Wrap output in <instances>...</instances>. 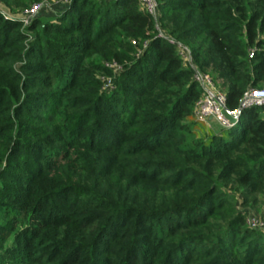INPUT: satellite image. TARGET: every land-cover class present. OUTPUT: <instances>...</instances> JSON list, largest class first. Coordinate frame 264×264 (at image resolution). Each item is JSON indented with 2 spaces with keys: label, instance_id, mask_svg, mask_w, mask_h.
I'll use <instances>...</instances> for the list:
<instances>
[{
  "label": "trees",
  "instance_id": "trees-1",
  "mask_svg": "<svg viewBox=\"0 0 264 264\" xmlns=\"http://www.w3.org/2000/svg\"><path fill=\"white\" fill-rule=\"evenodd\" d=\"M33 1L0 0V264H264V105L198 136L203 88L169 40L235 110L264 87V0H158V20L71 0L25 23Z\"/></svg>",
  "mask_w": 264,
  "mask_h": 264
},
{
  "label": "built area",
  "instance_id": "built-area-1",
  "mask_svg": "<svg viewBox=\"0 0 264 264\" xmlns=\"http://www.w3.org/2000/svg\"><path fill=\"white\" fill-rule=\"evenodd\" d=\"M70 1L71 0H54L56 4L62 5L68 4ZM139 1L144 8L158 20L160 15L159 1ZM51 4L52 2L50 0H36L30 5L22 8L19 14L24 22L27 23L43 10L51 8ZM10 14V11H5V15ZM160 34L168 36L164 31H160ZM169 40L177 46L183 59L193 65V77L203 88L194 110V116L197 119L208 120L214 118L223 128H231L240 121L239 109L243 110L251 105H264V87H251L243 94L239 108L229 110L227 108L226 92L216 84L213 76L209 72L201 70L194 64L190 49L175 38L169 37ZM133 42L137 43V40H133ZM144 44L147 45L148 40L145 41ZM108 64L110 66H117L115 62H110ZM107 83H110V80ZM246 223L249 228L264 231V217L260 214H247Z\"/></svg>",
  "mask_w": 264,
  "mask_h": 264
},
{
  "label": "crops",
  "instance_id": "crops-1",
  "mask_svg": "<svg viewBox=\"0 0 264 264\" xmlns=\"http://www.w3.org/2000/svg\"><path fill=\"white\" fill-rule=\"evenodd\" d=\"M52 2L51 4V9L50 11H52V9L55 8L56 2H53V0H50ZM194 120L197 122V125L195 127V132L198 136H210L214 133H219L222 131V126L220 125V123L214 119H208V120H200L197 119L194 115H193ZM248 214H252V213H257L260 214L262 217H264V206L260 209V210H247Z\"/></svg>",
  "mask_w": 264,
  "mask_h": 264
},
{
  "label": "rangeland",
  "instance_id": "rangeland-1",
  "mask_svg": "<svg viewBox=\"0 0 264 264\" xmlns=\"http://www.w3.org/2000/svg\"><path fill=\"white\" fill-rule=\"evenodd\" d=\"M53 2H54V0H53ZM224 134H225V136L228 138L229 137V134H228V132H224Z\"/></svg>",
  "mask_w": 264,
  "mask_h": 264
},
{
  "label": "water",
  "instance_id": "water-1",
  "mask_svg": "<svg viewBox=\"0 0 264 264\" xmlns=\"http://www.w3.org/2000/svg\"><path fill=\"white\" fill-rule=\"evenodd\" d=\"M242 111H243L242 109H239V114H240V115L242 114Z\"/></svg>",
  "mask_w": 264,
  "mask_h": 264
}]
</instances>
